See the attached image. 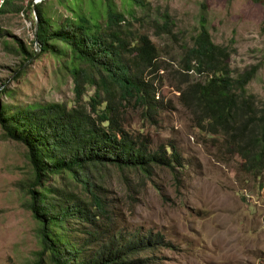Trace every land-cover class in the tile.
Listing matches in <instances>:
<instances>
[{
	"label": "trees",
	"instance_id": "obj_1",
	"mask_svg": "<svg viewBox=\"0 0 264 264\" xmlns=\"http://www.w3.org/2000/svg\"><path fill=\"white\" fill-rule=\"evenodd\" d=\"M58 2L68 15L54 19L43 3L33 8L32 1L26 8L35 12L39 51L65 60L73 104L47 102L12 111L0 103L4 137L26 147L32 169L23 185L41 246L32 264L45 258L50 264H154L145 251L168 243L160 233L122 229L117 200L106 195L95 174L108 166L148 174L155 166L181 167L173 144L153 149L146 137L124 127L128 109L152 120L164 107L156 98L155 74L163 68L159 50L147 34L120 27L124 14L114 0ZM22 9L21 3L3 0L0 14ZM160 28L171 30L167 20ZM19 47L25 60L36 53ZM180 48L181 79L175 86L180 104L196 127L220 138L221 155L238 157L244 172L261 178L264 108L246 90L257 67L233 77L228 47L213 42L203 24ZM89 87L93 93L85 100Z\"/></svg>",
	"mask_w": 264,
	"mask_h": 264
},
{
	"label": "rangeland",
	"instance_id": "obj_2",
	"mask_svg": "<svg viewBox=\"0 0 264 264\" xmlns=\"http://www.w3.org/2000/svg\"><path fill=\"white\" fill-rule=\"evenodd\" d=\"M14 1L23 5L20 12L0 14V103L12 111L47 102L71 106L65 60L39 51L35 16L26 5L43 3L54 19L68 13L58 0ZM142 1L143 6L114 0L124 14L120 27L147 34L159 50L163 68L155 74L156 98L164 107L152 120L128 109L124 127L146 137L153 149L173 144L181 167L155 166L148 174L108 166L95 179L117 200L122 229L160 233L168 243L145 251L154 264H264V174L252 176L238 157L221 155L220 138L195 126L175 91L180 47L203 24L213 42L228 47L233 77L257 67L246 90L264 108V0ZM164 20L170 32L160 28ZM20 45L37 54L25 60ZM92 93L89 87L84 99ZM31 177L26 147L4 137L0 126V264H32L41 249L38 223L25 207L23 185ZM42 264L50 263L45 258Z\"/></svg>",
	"mask_w": 264,
	"mask_h": 264
},
{
	"label": "water",
	"instance_id": "obj_3",
	"mask_svg": "<svg viewBox=\"0 0 264 264\" xmlns=\"http://www.w3.org/2000/svg\"><path fill=\"white\" fill-rule=\"evenodd\" d=\"M35 2L33 3V8L35 7ZM34 15H35V12H34ZM36 28H37V19H36V17H35V30H34V38H36ZM37 53H35V55H36Z\"/></svg>",
	"mask_w": 264,
	"mask_h": 264
},
{
	"label": "built area",
	"instance_id": "obj_4",
	"mask_svg": "<svg viewBox=\"0 0 264 264\" xmlns=\"http://www.w3.org/2000/svg\"><path fill=\"white\" fill-rule=\"evenodd\" d=\"M2 3H3V0H0V6H1Z\"/></svg>",
	"mask_w": 264,
	"mask_h": 264
}]
</instances>
